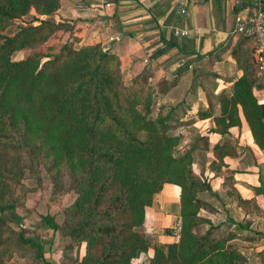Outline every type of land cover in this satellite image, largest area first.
<instances>
[{
  "label": "trees",
  "instance_id": "1",
  "mask_svg": "<svg viewBox=\"0 0 264 264\" xmlns=\"http://www.w3.org/2000/svg\"><path fill=\"white\" fill-rule=\"evenodd\" d=\"M59 1L0 0V147L39 149L53 166L66 167L73 196L61 208V220L49 213L40 218L71 243L83 241L80 257L67 264H131L150 243L139 229L144 207L165 182L178 186L177 238L152 245L148 264H251L229 241L231 232L213 234L210 220L198 213L206 205L198 192L209 190L210 184L191 167L194 143L173 152L180 134L167 132L172 123L162 104L149 116L151 92L142 88L141 72L125 84L117 56L97 42L10 57L55 28L70 29L52 16ZM30 7L37 23L20 25L11 34L3 31ZM243 62L231 92L219 93L212 129L223 135L238 126L240 111L253 141L264 149V102L252 91L260 85L257 66L249 55ZM210 154L208 166L218 168L224 157L236 156V141L225 136ZM4 174L0 168V230L14 220V197ZM203 223L208 227L197 232ZM13 239L43 258L41 245L24 236L21 227Z\"/></svg>",
  "mask_w": 264,
  "mask_h": 264
},
{
  "label": "crops",
  "instance_id": "2",
  "mask_svg": "<svg viewBox=\"0 0 264 264\" xmlns=\"http://www.w3.org/2000/svg\"><path fill=\"white\" fill-rule=\"evenodd\" d=\"M253 9L250 0H60L52 16L70 25L77 44L97 42L114 53L124 80L144 74L149 89L158 94L169 112L171 134L186 139L190 133L193 141H203L201 149L207 157L204 173L195 168L193 171L206 178L210 188L198 192L207 206L198 213L210 220L212 229L235 230L233 239L243 244L240 250L253 253L255 264H264V149L253 141L240 111L238 126L229 127L223 135L212 129L213 116L219 112V93L231 92L232 82L241 74L248 55L257 66L254 75L260 83L252 91L259 102H264L262 73L254 60L255 40L233 30L234 17L246 16ZM175 29L187 32L180 34ZM225 136L236 141L237 154L224 157L218 169L210 168V148ZM167 183L144 207L139 229L150 243L131 264H148L152 245L177 238L178 216L171 195L178 198V186ZM247 201L257 208L249 209ZM37 224L50 237L31 238L41 245L45 264H50L48 256L53 260L51 264H58L64 255L60 246L54 251L44 248L53 230L40 217ZM200 226L197 232L207 228L200 230ZM76 244L77 251L66 257L69 261L83 252V241Z\"/></svg>",
  "mask_w": 264,
  "mask_h": 264
},
{
  "label": "rangeland",
  "instance_id": "3",
  "mask_svg": "<svg viewBox=\"0 0 264 264\" xmlns=\"http://www.w3.org/2000/svg\"><path fill=\"white\" fill-rule=\"evenodd\" d=\"M34 15L36 14L33 8L30 7L26 13L11 19L4 26L3 31L7 34H11L15 32L20 25L37 23V19H33ZM38 17L43 18L46 17V15L38 14ZM74 39L75 37L72 35L70 29L58 27L51 30L50 33L46 34L30 47L13 50L10 57L12 59H19L31 53H46L51 50H56V48L62 44H67L68 47L76 46L77 42L73 41ZM130 79L124 80L122 76V81L125 84H127ZM139 81L141 82L142 88L146 86L149 89L150 86L147 85V79L144 74L139 77ZM150 92L151 112L149 116H153L158 109L161 110L159 103H162L158 99V94H153L151 90ZM162 111H166V109L162 108ZM172 128L173 127H170L167 132L171 133ZM191 135L193 134L188 133L189 138H180L179 142L174 146L173 152H182L193 142L194 147L191 151V167L193 170L195 168L197 172L203 175V166L206 164L205 161L207 158L205 150L201 149L204 146L203 141H193V136ZM0 168L5 173L3 178L8 183L9 189L14 197V210L12 212L14 220L9 221L8 225L0 230V253L3 264H45L46 261L43 258L41 259L33 256L34 251L31 247L18 243L15 239H11L15 237L20 227L22 228V234L24 236H33L40 239L49 236V234L45 233L43 228L37 224V221L40 215L45 213L52 214L56 221L61 220V208L66 205L73 196V192L70 188L68 171L63 164L53 166L51 158L44 157L42 151L39 149L30 152L27 149L12 147L11 145L0 147ZM222 173L225 175L226 171ZM171 196V199L175 201L177 209V195L174 194ZM246 203L249 209L255 210L257 208L251 201H247ZM169 210H172V204ZM206 227H208L207 223H203L200 226V230ZM228 229L229 228L224 227L223 230L222 228L211 230L215 235H224L227 232H231L232 235H235V230ZM233 238L234 237L229 240L233 245L238 248L243 245L237 242V239ZM44 246V248L48 246L50 251H54L56 247L60 246L64 255L62 254L63 262L60 261L58 264L69 263L70 261L66 257H72L70 254L78 249L76 243H71L69 238L60 234L58 230H53L49 243ZM244 247L247 251L248 246L244 245ZM5 248L7 249L5 250ZM244 254L248 256L247 261L249 263L252 264L256 261V256L253 253ZM47 262L50 264L51 262L53 263L50 256H48Z\"/></svg>",
  "mask_w": 264,
  "mask_h": 264
},
{
  "label": "built area",
  "instance_id": "4",
  "mask_svg": "<svg viewBox=\"0 0 264 264\" xmlns=\"http://www.w3.org/2000/svg\"><path fill=\"white\" fill-rule=\"evenodd\" d=\"M241 1V0H234ZM245 1V0H242ZM254 9L246 16L236 15L233 19V30L243 35L252 36L255 40L254 60L262 73V89L264 91V7L263 0H250ZM180 34L186 33V29L174 30ZM264 122V117H263Z\"/></svg>",
  "mask_w": 264,
  "mask_h": 264
}]
</instances>
